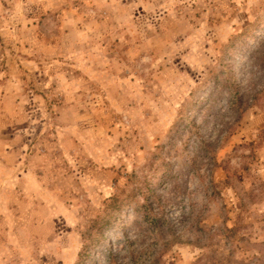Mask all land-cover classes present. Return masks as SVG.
Returning a JSON list of instances; mask_svg holds the SVG:
<instances>
[{"label":"rangeland","instance_id":"1","mask_svg":"<svg viewBox=\"0 0 264 264\" xmlns=\"http://www.w3.org/2000/svg\"><path fill=\"white\" fill-rule=\"evenodd\" d=\"M263 53L264 0H0V264H264Z\"/></svg>","mask_w":264,"mask_h":264},{"label":"trees","instance_id":"2","mask_svg":"<svg viewBox=\"0 0 264 264\" xmlns=\"http://www.w3.org/2000/svg\"><path fill=\"white\" fill-rule=\"evenodd\" d=\"M261 62L264 63V53L261 57ZM218 85L220 86V88H225L226 92L229 94V101H230L231 107L232 108H239L240 104H241V95L239 94V91H238L239 85L235 79V74L233 72H229L224 81H221V82L218 81ZM138 209L143 211L147 221L155 222L156 225H162V224H160V220L162 218L153 219L154 217H152L151 219H149L151 216V214H150L151 210H148V206L146 205V203H142Z\"/></svg>","mask_w":264,"mask_h":264}]
</instances>
